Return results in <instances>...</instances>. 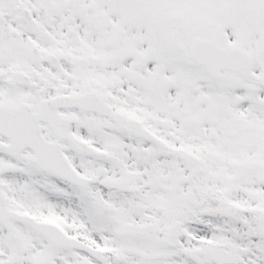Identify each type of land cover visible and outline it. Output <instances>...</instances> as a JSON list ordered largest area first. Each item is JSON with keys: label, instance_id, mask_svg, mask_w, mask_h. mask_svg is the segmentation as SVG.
<instances>
[{"label": "snow or ice", "instance_id": "6c2138e0", "mask_svg": "<svg viewBox=\"0 0 264 264\" xmlns=\"http://www.w3.org/2000/svg\"><path fill=\"white\" fill-rule=\"evenodd\" d=\"M0 264H264V0H0Z\"/></svg>", "mask_w": 264, "mask_h": 264}]
</instances>
